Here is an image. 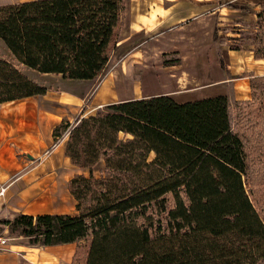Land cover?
I'll use <instances>...</instances> for the list:
<instances>
[{"label": "trees", "instance_id": "trees-1", "mask_svg": "<svg viewBox=\"0 0 264 264\" xmlns=\"http://www.w3.org/2000/svg\"><path fill=\"white\" fill-rule=\"evenodd\" d=\"M215 1L243 15L261 17L264 11V4L253 13ZM124 9L125 0L0 5V40L10 55L0 56V103L45 95L47 87L19 66L64 79L97 78L110 61ZM228 36L221 44L235 39ZM256 47L237 43L228 49L250 50L263 59L264 46ZM250 93V99L236 102L242 120L237 130L225 95L183 102L165 94L124 100L74 124H58L53 134L57 139L59 130L67 129L70 163L87 171L68 183L77 212L18 213L0 224L29 245L75 242L71 264L81 241L86 242L82 264H264V220L245 183L255 162L243 135L250 131L253 139L254 127L264 131V76L250 77ZM100 160L102 175L95 177Z\"/></svg>", "mask_w": 264, "mask_h": 264}, {"label": "rangeland", "instance_id": "rangeland-1", "mask_svg": "<svg viewBox=\"0 0 264 264\" xmlns=\"http://www.w3.org/2000/svg\"><path fill=\"white\" fill-rule=\"evenodd\" d=\"M154 1L159 3V10H163V7L167 6L161 0ZM127 3H130V0H127ZM212 7V5L205 6L201 10H208ZM182 10H188V6H183ZM143 11L139 14L140 20L149 27L148 25L153 23L155 18L154 11H150L148 14ZM262 12L261 17L242 14L244 16L242 19L237 17L238 12L221 13L218 17L219 20L214 21V24L213 17H210L201 24L204 28L202 34L198 32L197 27H183L173 37L169 35L160 36L163 28L158 27L139 31L137 34L128 37L133 30L132 27H135V24L130 20L137 21V13L128 6L127 11L125 9L123 11L122 24L117 30L114 45L110 50V61L103 72L94 80L64 79L60 75L41 74L24 66L19 67L31 80L46 86L47 90L65 92L66 97L71 99L67 102L78 105L76 107L70 106L69 112L64 111L65 118H62L59 124L64 125L66 121L74 124L78 118L97 109H103L106 105L115 103V100L120 99L145 98L165 94L173 97V99L186 100L222 94L228 98L231 125L234 130H237V128H241L239 126L242 120L237 119L236 102L246 99H236V97L240 96L244 90H248L246 88L250 84V79L246 81L236 79L248 78V76H244L247 73L241 71L237 72L236 76L233 75V67H231L232 72L229 71L228 63L231 65V60L228 58V47H233L237 43L245 44L247 48L258 45L264 46V21L256 24L253 28L246 25L248 20L249 22L264 20V11ZM237 20L243 21L234 25ZM222 26H228L227 30H221ZM215 27H217V31ZM226 34L229 35L230 40L234 39L233 37L235 39L228 41L227 44H221L220 41L222 37H226ZM261 41H263L262 44ZM173 44L177 45L173 47ZM237 55L238 57H234V59L239 64H243L244 68L251 66L252 59L249 51L244 50ZM0 56L10 58L1 40ZM177 58L179 61L174 63ZM165 60L173 62V64L165 65ZM234 70L236 69L234 68ZM98 90L101 97L112 95L111 98H104L105 104L100 106H97L98 99L93 97ZM249 121L246 122V125L251 127ZM262 129V127L257 129L254 127L253 139H251L250 131L247 135L244 133L243 135L247 138V155L255 162L252 165L254 171L251 172L250 180L245 181L246 190L250 193L264 220V131ZM59 132H61V136L57 137L56 144L63 142L67 135V129L61 128ZM101 161L93 168L95 177L102 175L104 164ZM83 172L81 173L87 175L86 170ZM0 235L7 238L8 247L13 249L24 250L29 245L27 238L20 236L17 232H14L11 237L7 226L1 224ZM79 245L76 264L83 263L86 242L81 241Z\"/></svg>", "mask_w": 264, "mask_h": 264}, {"label": "crops", "instance_id": "crops-1", "mask_svg": "<svg viewBox=\"0 0 264 264\" xmlns=\"http://www.w3.org/2000/svg\"><path fill=\"white\" fill-rule=\"evenodd\" d=\"M23 1L28 0H0V5ZM161 1L167 4L163 10L158 9L160 8L159 3L154 0H130V3L125 0V10L127 11L129 6L137 13V21L130 20L135 24V27H132L133 30L128 37L137 34L139 31L158 27L163 28L160 36L169 35L173 37L183 27H197L198 32L202 34L204 28L201 24L208 18L213 17L214 24V21L219 20L218 17L221 13L238 12L217 5L215 0ZM227 1L236 6H247L253 13L261 10V5L264 4V0ZM186 5L188 10H182V7ZM210 5L213 6L211 9L201 10L202 7ZM142 11L146 14L154 11L155 18L153 23L148 25L149 27L140 20L139 14ZM237 17L242 19L244 16L239 13ZM176 45L173 44L172 46ZM243 51L228 49V58L231 60V65L228 63L229 71L232 72L231 67H233V75L235 76L239 71L247 73L244 76H248V78H236L243 79V81L250 79V77L264 76V58L255 59L252 51L247 50L252 59L251 66L248 68H244L243 64H239L234 59V57H238L237 54ZM246 89L248 90L241 92V95L237 96L236 99H248L250 97V84ZM50 90H47L45 95H33L0 103V191L3 189V193L0 192V219H13L18 213L72 215L77 212L76 201L68 190V183L74 175L85 174L86 172H83L84 169L74 167L66 156L65 141L67 135L64 138L65 141L56 144L58 140H56L53 130L61 119L65 118L63 112L66 110L69 112L70 106L76 107L78 105L68 103L67 101L71 99L66 97L65 92ZM215 95L219 94L204 97ZM111 96L110 94L101 97L99 90L93 95L95 99H98L97 106L105 104L104 98L108 99ZM130 99L137 98L115 101ZM194 99L175 100L183 102ZM55 144L56 146H54ZM8 245L7 248L0 251V264H71L76 247L75 242L46 246L27 245L24 250L13 249Z\"/></svg>", "mask_w": 264, "mask_h": 264}, {"label": "built area", "instance_id": "built-area-1", "mask_svg": "<svg viewBox=\"0 0 264 264\" xmlns=\"http://www.w3.org/2000/svg\"><path fill=\"white\" fill-rule=\"evenodd\" d=\"M0 192L3 193V189H1ZM7 245H8V244H7V238L4 237V236H2V235H0V250L6 248Z\"/></svg>", "mask_w": 264, "mask_h": 264}]
</instances>
